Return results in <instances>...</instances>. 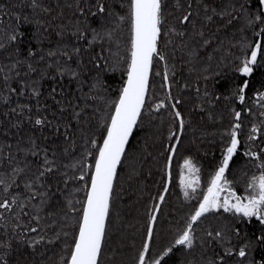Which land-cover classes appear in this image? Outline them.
<instances>
[{"label": "trees", "instance_id": "16d2710c", "mask_svg": "<svg viewBox=\"0 0 264 264\" xmlns=\"http://www.w3.org/2000/svg\"><path fill=\"white\" fill-rule=\"evenodd\" d=\"M106 2L117 17L127 14V5L121 6L120 0ZM81 3L84 8L95 11L96 0H81ZM70 4L73 0H40V7L34 9L30 0H0V176L11 175L9 156L14 161L27 158L33 165L43 160V156L37 158L29 154L32 140L46 147L50 157L55 150L57 160L64 165L83 158L89 137L102 145L106 118L112 113L126 81L129 29L126 22L112 17L81 16ZM165 4L166 27L174 26L183 35L162 29L158 48L167 59L157 62L154 58L143 112L115 180L105 264H135L137 250L144 242L149 214L166 186L168 148L176 141L169 137L171 132L179 133V120L171 107L175 100L171 97L181 101L175 110L181 112L184 127L150 254L159 258L162 250L172 246L173 252L165 264H209L212 261L220 264V257L230 248L232 254L227 264H264V241L261 240L264 223L256 217L247 218L222 209L206 213L195 223L193 249L174 243L207 194L233 130L240 143L225 173L228 181L225 187L242 197L258 192V186L253 192L252 182H258L264 175L261 165L264 160V5L258 0H165ZM188 4L192 5L193 17L192 23L185 25L179 23L178 17ZM230 5L234 7L229 8ZM204 6L217 11L227 9L233 15H215L212 21H205ZM76 26L88 30L78 37ZM105 29H114L111 39L94 35V31ZM13 30L19 37L16 43L9 39ZM257 44L261 45L257 62L252 65V73L245 76L239 71L241 62L250 59ZM75 48L80 52H75ZM29 64L33 71H29ZM72 72L78 74V79ZM165 73L169 76L168 86L163 81ZM243 82H247L248 87L241 102L236 89ZM34 88L39 96L33 95ZM53 88L57 89L55 94L51 91ZM161 103L164 107L157 110ZM60 104L66 109L63 113ZM13 108L24 111L13 113ZM28 108L32 111L28 112ZM38 111L50 120L55 116L57 121L70 119L74 112H80L79 124L71 120L75 145L65 141L62 132L54 135L49 128L35 126ZM237 111L241 113L239 121L235 120ZM235 123L241 127L234 129ZM253 128L257 129L255 133ZM87 148L91 152L84 162L92 164L95 149L90 143ZM186 161L200 170L196 173L198 188L187 196L181 182ZM63 171L71 176L75 170L65 168ZM16 179L19 187L9 191L27 195L23 182L19 177ZM42 183L53 190V196L43 208L39 207V198L30 202L31 208L40 213L39 225L30 217H22L20 225L39 227L41 235L46 233L47 239L34 246L27 241L36 238V233L25 237L24 243L13 239L8 250H0V257L8 264H22V261L63 264L68 258L70 249L65 241L71 240L72 223L64 225L62 210L70 208L66 199L69 192L73 202L83 200L85 192L80 189L84 182L70 180L65 188L59 183V177L49 174ZM56 185L61 191H55ZM78 208L77 203V211ZM4 216L7 218L0 217V239L11 236L13 229L23 231L10 214ZM209 231L225 233L227 241L224 244L212 242L207 236ZM56 233H61L59 238ZM246 245L251 248L246 249V257L241 258L239 249Z\"/></svg>", "mask_w": 264, "mask_h": 264}, {"label": "snow or ice", "instance_id": "6c2138e0", "mask_svg": "<svg viewBox=\"0 0 264 264\" xmlns=\"http://www.w3.org/2000/svg\"><path fill=\"white\" fill-rule=\"evenodd\" d=\"M30 3L34 9L40 7V0H30ZM120 3L121 6L124 4L127 5V14L119 17L112 11L111 5L106 0H96L94 12L84 8L81 0H73V4L69 5V7H74L76 11H79L81 16L103 15L105 18L112 17L126 22L129 29L127 55L125 57V86L121 89L118 100L114 102L112 113L106 118L102 145H98L95 139L89 137L86 141L85 153L82 154L83 158L72 165H64L63 162L58 161L55 150H52L50 157L48 154L49 150L46 147H41L34 140L31 141L29 154L37 158L43 156V160L40 163L33 165L28 162L27 158L23 161H14L13 157H7V162L11 166V175L0 176V193H3V196L0 197V217L7 218L4 214H10L12 219L16 221V224L23 228V231L13 229L11 236L7 239H0V250H8L11 247V241L13 239H18L20 243H24L25 237L29 236L30 233L37 234L36 238L27 241L30 245L34 246L47 239V234L41 235V229L39 227L29 224L20 225V219L22 217H30V220H34L35 224L39 225L40 213L36 209L31 208L30 202L39 198L40 208H43L49 203L53 196V190L44 185L42 180L51 174L53 178L59 177V183L64 184L65 188H67L70 180L84 182L83 188L80 189L85 192L83 200L73 202L71 193L69 192L66 199L70 208L62 210L64 225L72 223L71 240L70 242L65 241L68 243L70 251H68V258L63 261V264H105L106 249H108L110 244L109 237L112 227L111 212L114 207V181L117 180V168L125 156V149L130 136L133 134V129L138 126V121L141 118L146 93L149 89V74L153 68L154 58L157 62L167 59L158 48V41L161 38L162 29L168 32L175 31L180 36L183 35V32L175 29L174 26L166 27L168 21L165 15L167 9L165 0H120ZM258 3L264 5V0H258ZM232 7L234 6H229V8ZM243 7L244 5L241 4V14H243ZM191 9L192 5L188 4L187 8L183 10V14L178 17L179 23L185 25L192 23L193 13ZM0 11H2V8H0ZM44 11H48V9H44ZM215 15L221 17L227 15L231 17L233 12L227 9L220 11L216 9L210 10L207 6H204L205 21H212ZM256 19L262 18L257 17ZM228 22L231 23V19ZM87 30L81 29L79 26L75 28L78 37L83 36ZM113 32L114 29H105L102 32L94 31V35L100 38L107 36L111 39ZM262 32H264V29H262ZM9 39L13 43L18 42L19 37L16 35L15 30H13ZM207 42L205 41V43ZM260 48L261 45L257 44L255 49L250 53V59H245L241 62L239 71L243 75L247 76L252 73V65H255L257 62V53ZM74 51L79 53L80 49L75 48ZM12 67L15 68L16 65ZM33 70L29 64V71ZM71 75L78 79L77 73L72 72ZM163 81L165 86L169 85L170 82L167 73L164 74ZM247 87V82H243L236 89V95L239 96L241 102L245 98L244 93ZM10 91L15 92L16 90L11 89ZM51 91L55 94L57 89L53 88ZM33 95L39 96V92L35 88L33 89ZM171 98L175 100V103L171 107L174 110L175 118L180 122V130H182L184 127L182 114L180 111L175 110L181 101L175 97ZM53 99H55V96H53ZM57 103L59 104L60 101H57ZM69 106L71 105L69 104ZM163 107L164 104L161 103L157 106V110ZM18 111L23 112L24 109H12L13 113H17ZM27 111L31 112L32 109L28 108ZM60 111L61 113L66 111L63 104H60ZM240 116L241 113L237 111L235 113V120L239 121ZM81 119L80 112H74L70 119L62 118L57 121L55 116L50 120L46 116H41L38 111L34 125L40 128H49L54 135L61 134L62 132L64 140L72 141V146H74L75 139L72 134L71 120H75L79 124ZM240 127L241 125L239 123H235L233 126L234 129H239ZM89 131L91 130L89 129ZM252 131L255 133L257 129L253 128ZM229 135L231 137L229 145L224 149L222 161L211 178L210 186L207 188V194L203 196L202 203L199 204L198 210L191 216L190 222L186 224L185 230L179 235L178 239H175L174 243L177 246H185L190 250L193 249V223L200 220L206 213L220 209L226 213L233 212L234 214H242L243 217L247 218L256 217L261 223H264V175L258 178V182H252L253 192L257 191L258 186L256 195L250 192L248 197H242L225 187L228 184V181L225 179V173L229 170L230 161L233 160V156L237 152V147L240 143L235 130L231 131ZM174 138L179 139L177 132H171L169 139L172 140ZM88 143L95 149L92 164H86L84 162L91 152L87 148ZM68 150V148L64 149L65 152H68ZM168 151L171 153L174 151V148L169 146ZM261 165L264 166V160H261ZM186 167L192 173L198 174L200 171L198 168L192 166L189 161H186ZM65 168H71L75 171L69 176L67 171H63ZM77 171L79 172L78 175L76 174ZM16 177H19L23 182L24 193L27 195H18L9 191L13 187H19ZM181 182L183 183L184 181L182 180ZM197 182L198 176L197 179L190 181L188 184V187H192L193 192L196 191L194 185ZM55 191H61L58 185H56ZM225 191H227V195L222 198L221 193ZM187 195L188 193L185 192V196ZM164 199L163 195L158 196L160 202H163ZM244 200L247 202H243ZM77 203L79 205L78 211ZM157 212V207L153 206L149 214L150 218L147 221L144 242L141 248L137 250L135 264H165L167 257L173 252V247L169 246L166 251L162 250V255L159 258L150 254L149 245L154 239V225L157 222ZM51 223L49 221V224ZM63 234L65 236L68 235V233ZM60 235L61 233H56L57 238ZM207 236L214 243L224 244L227 241L226 234L221 231H209L207 232ZM261 240L264 241V237H261ZM16 247L18 248L19 244ZM248 248H251V245L240 248L238 252L239 257L245 258L247 255L246 249ZM231 254V249H227L220 257V264H227V258ZM146 256L148 257L147 259ZM0 264H8V262L4 257H0ZM22 264H27V262L22 261ZM209 264H215V262L212 261Z\"/></svg>", "mask_w": 264, "mask_h": 264}, {"label": "water", "instance_id": "95a60500", "mask_svg": "<svg viewBox=\"0 0 264 264\" xmlns=\"http://www.w3.org/2000/svg\"><path fill=\"white\" fill-rule=\"evenodd\" d=\"M150 77H151V72H150V74H149V82H150ZM124 86H125V84H124ZM146 96H147V93H146ZM145 100H146V97H145ZM142 112H143V109H142ZM138 123H139V121H138ZM179 125H180V122H179ZM136 128H137V127H135V128L133 129V134H132V136H130V138H129L128 145L126 146V149H125V154H126V152H127V150H128V147H129V145H130V142H131V140H132V138H133V136H134V133H135ZM182 130H183V129H182ZM182 130H180V127H179V133H178V137H179V139H178V140L176 139V141H175V143H174V145H173L174 151L171 152V153L169 154L168 163H167V180H166V186H165V188H164V190H163V192H162V194H161V195L164 196V198H166L167 193H168V191H169V189H170L171 180H172V163H173L174 156H175L176 150H177V148H178V145H179V142H180V139H181ZM123 159H124V157L122 158V161H123ZM122 161H121V163H122ZM120 166H121V164H120V165L118 166V168H117V174H118V171H119V169H120ZM114 184H115V181H114ZM164 200H165V199H164ZM163 202H164V201H163ZM163 202L158 201V203H157V205H156V207H157V209H158V212H157V218H158V215H159V212H160V209H161V206H162ZM195 223H196V222H195ZM195 223H193V226L195 225ZM155 226H156V224L154 225V230H155ZM151 244H152V242H150V245H149L150 248H151ZM146 259H147V256H146Z\"/></svg>", "mask_w": 264, "mask_h": 264}, {"label": "rangeland", "instance_id": "374dc122", "mask_svg": "<svg viewBox=\"0 0 264 264\" xmlns=\"http://www.w3.org/2000/svg\"><path fill=\"white\" fill-rule=\"evenodd\" d=\"M194 179H197L196 173L190 172L189 168L185 167L183 170V174H182V180L184 181L182 183V188H183L184 192L189 193V192L193 191L192 187H188V184L190 183V181H192ZM194 187H195V189L198 188V182L194 185ZM225 195H227L226 191L221 193L222 198ZM233 202H235V201H233ZM244 202H247V201H244Z\"/></svg>", "mask_w": 264, "mask_h": 264}]
</instances>
